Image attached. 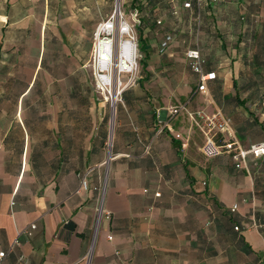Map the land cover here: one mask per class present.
<instances>
[{
  "label": "crops",
  "instance_id": "0c3cea01",
  "mask_svg": "<svg viewBox=\"0 0 264 264\" xmlns=\"http://www.w3.org/2000/svg\"><path fill=\"white\" fill-rule=\"evenodd\" d=\"M116 1L0 0V264H264V156H205L191 116L264 141V0H118L140 69L107 97L93 33Z\"/></svg>",
  "mask_w": 264,
  "mask_h": 264
},
{
  "label": "built area",
  "instance_id": "2783aa9c",
  "mask_svg": "<svg viewBox=\"0 0 264 264\" xmlns=\"http://www.w3.org/2000/svg\"><path fill=\"white\" fill-rule=\"evenodd\" d=\"M207 0H182L183 7H191L193 4L200 5L201 3ZM135 13L133 15L132 23H128L121 12L118 15L114 13L111 17L103 23H100L94 33V53L93 59L98 65V70L95 72V80H96V87L101 90V92L106 95L107 97H111L112 94L110 93V86L111 84L106 81L105 76L106 71H109L111 68L112 62V52H113V39L112 35H114L115 31H117V39H118V61L117 67L119 68V72H127L132 73L137 69V44H136V36L134 31V25L138 22L137 18L135 17ZM119 18V31L118 26H116L115 21ZM128 24V30L123 32L122 24ZM124 36H126L124 38ZM125 40H129L132 43V50H133V62L126 60L121 55V49L123 42ZM103 41H110L112 43V52H110L108 59H104L105 61L109 62V68L106 70H101V63L103 62L102 55H99L98 47L101 42ZM116 49V48H115ZM116 55V53H115ZM185 56L188 61V65L190 69L196 74L197 76V86L196 91L205 93L208 89V81L215 78L216 74L214 71H205L204 70V58L201 55L198 48H189L185 52ZM109 76V75H108ZM131 80V79H130ZM128 82H122V80H117V90L113 91L115 96L120 95ZM176 112L177 110H173ZM192 118L200 119L202 124V128L205 133V142L202 146V153L205 156L212 157L219 155L221 153L227 152L231 154L232 159L235 162L236 167H246V159L247 157H253L258 159L264 156V141L253 142L247 146H244L240 143L234 129L227 117H225L222 112L217 109L215 113L212 115L205 114L201 111H196L193 113ZM221 135V136H220ZM225 135V136H224ZM177 138L181 137L180 134L175 135ZM220 137V138H219ZM82 186L86 187L87 183L85 180H82ZM160 193L156 192L155 195L158 196ZM235 208V207H233ZM35 228L34 224H31L29 229L26 231L29 233L31 229ZM237 229V227H235ZM5 255V252L0 249V260ZM19 260L23 261L24 257L21 255L19 256Z\"/></svg>",
  "mask_w": 264,
  "mask_h": 264
},
{
  "label": "rangeland",
  "instance_id": "374dc122",
  "mask_svg": "<svg viewBox=\"0 0 264 264\" xmlns=\"http://www.w3.org/2000/svg\"><path fill=\"white\" fill-rule=\"evenodd\" d=\"M119 9H120V5H119ZM121 12V9H120ZM124 19L130 24L131 22H129L125 15H123ZM117 21L119 22V18L117 19ZM126 36H124L125 38ZM112 39H113V54H112V62H111V68L109 69V71H106V74H108L109 76H111L112 82L111 85L108 86V88L111 89V92L113 93V91L117 90V80L120 79L122 80V82H130L134 79L136 73L139 72L140 66H139V53L137 56V69L132 72V73H127V72H119V68L117 67V61H118V53H119V49H118V39L114 38V35H112ZM116 48V49H115ZM138 51V50H137ZM116 53V55H115ZM92 64L94 65V77H95V72H97L98 70V65L97 63L94 61L93 57L91 59ZM131 79V80H130ZM96 82V80H95ZM101 92V90H100ZM113 95V94H112Z\"/></svg>",
  "mask_w": 264,
  "mask_h": 264
},
{
  "label": "bare ground",
  "instance_id": "6f19581e",
  "mask_svg": "<svg viewBox=\"0 0 264 264\" xmlns=\"http://www.w3.org/2000/svg\"><path fill=\"white\" fill-rule=\"evenodd\" d=\"M121 26H123V32H126V30H128V24L127 23L122 24ZM119 28H120V26H118V31H119ZM98 51H99V55H102V57H103V62L101 63V70H106L109 68V62L105 61L104 59H108L110 52H112V43L110 41L101 42L99 47H98ZM121 55L126 60L133 62V50H132L131 41L125 40L123 42L122 49H121ZM105 78H106V81L111 84V82H112L111 76L106 75ZM110 93L113 94L111 92V90H110Z\"/></svg>",
  "mask_w": 264,
  "mask_h": 264
},
{
  "label": "water",
  "instance_id": "95a60500",
  "mask_svg": "<svg viewBox=\"0 0 264 264\" xmlns=\"http://www.w3.org/2000/svg\"><path fill=\"white\" fill-rule=\"evenodd\" d=\"M120 12V9H119V1L117 0L116 1V5H115V9H114V14L115 15H118Z\"/></svg>",
  "mask_w": 264,
  "mask_h": 264
},
{
  "label": "trees",
  "instance_id": "16d2710c",
  "mask_svg": "<svg viewBox=\"0 0 264 264\" xmlns=\"http://www.w3.org/2000/svg\"><path fill=\"white\" fill-rule=\"evenodd\" d=\"M257 142H259V141H257Z\"/></svg>",
  "mask_w": 264,
  "mask_h": 264
}]
</instances>
